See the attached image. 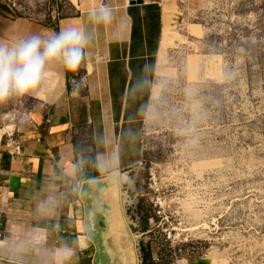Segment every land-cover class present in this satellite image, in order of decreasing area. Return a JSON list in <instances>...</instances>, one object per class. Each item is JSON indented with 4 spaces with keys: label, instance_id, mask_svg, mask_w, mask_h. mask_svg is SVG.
Here are the masks:
<instances>
[{
    "label": "crops",
    "instance_id": "1",
    "mask_svg": "<svg viewBox=\"0 0 264 264\" xmlns=\"http://www.w3.org/2000/svg\"><path fill=\"white\" fill-rule=\"evenodd\" d=\"M101 3L113 7L114 20L96 27L87 64L75 74L57 67L44 91L0 104L1 264H80L90 250L92 264H139L123 188L144 160L151 110L139 109L157 95L175 0H6L0 38L13 29L59 31ZM141 76L154 87L129 97ZM89 167L99 176L86 177ZM77 182L81 192L73 191ZM49 196L54 208L43 206Z\"/></svg>",
    "mask_w": 264,
    "mask_h": 264
},
{
    "label": "rangeland",
    "instance_id": "2",
    "mask_svg": "<svg viewBox=\"0 0 264 264\" xmlns=\"http://www.w3.org/2000/svg\"><path fill=\"white\" fill-rule=\"evenodd\" d=\"M144 148L123 188L139 264H264V0H175ZM153 178L182 257L150 223Z\"/></svg>",
    "mask_w": 264,
    "mask_h": 264
},
{
    "label": "clouds",
    "instance_id": "3",
    "mask_svg": "<svg viewBox=\"0 0 264 264\" xmlns=\"http://www.w3.org/2000/svg\"><path fill=\"white\" fill-rule=\"evenodd\" d=\"M114 15L110 4L101 3L87 11L82 23L68 24L59 31L13 29L11 38H0V104L44 91L57 67L63 69L64 73H78L88 62V49L95 39L96 27L111 25ZM148 70L146 65L145 71ZM152 87L153 81L141 76L128 87L126 94L134 97ZM150 110L151 104L139 109L141 113ZM115 158L116 154L113 153L112 159ZM100 162L102 165L103 161ZM86 182L94 185L96 180L89 179ZM82 183L77 182L73 191L81 192ZM55 201L54 196H49L43 206L54 208Z\"/></svg>",
    "mask_w": 264,
    "mask_h": 264
},
{
    "label": "built area",
    "instance_id": "4",
    "mask_svg": "<svg viewBox=\"0 0 264 264\" xmlns=\"http://www.w3.org/2000/svg\"><path fill=\"white\" fill-rule=\"evenodd\" d=\"M6 0H0V7L5 3ZM13 154L19 155L21 154V146L15 144L13 141ZM151 189V205L153 206L154 217L150 220V223L153 229H162V236L166 242L171 243L170 247L174 251V255L176 257L184 256V250L180 244H182L181 237L183 236L184 230L182 229L183 224L177 223L176 226L173 225L171 212L169 211L168 200L164 196V192L160 187L159 183L155 178L151 180L150 184ZM155 219L160 221V224L157 225ZM187 259L184 257L183 259L177 258V264H185Z\"/></svg>",
    "mask_w": 264,
    "mask_h": 264
},
{
    "label": "trees",
    "instance_id": "5",
    "mask_svg": "<svg viewBox=\"0 0 264 264\" xmlns=\"http://www.w3.org/2000/svg\"><path fill=\"white\" fill-rule=\"evenodd\" d=\"M88 170L92 172L91 174L87 173L86 177H96L99 176V173L96 169V167H89ZM141 254H142V264H155L152 259V254L148 249H142L141 248Z\"/></svg>",
    "mask_w": 264,
    "mask_h": 264
}]
</instances>
